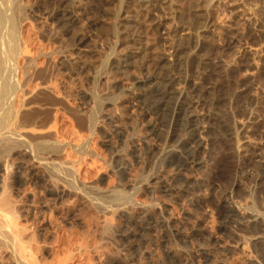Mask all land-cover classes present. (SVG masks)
<instances>
[{"label": "rangeland", "instance_id": "rangeland-1", "mask_svg": "<svg viewBox=\"0 0 264 264\" xmlns=\"http://www.w3.org/2000/svg\"><path fill=\"white\" fill-rule=\"evenodd\" d=\"M64 1L67 0H17V3H20L21 5H19L24 7L23 9L26 10H24V12H26V15H24L25 19L21 18L20 21V24L22 25V27L20 25V29H22L21 35L24 36V38L27 37L26 40L29 41L31 53L33 52V55L30 53L32 57L30 54L29 56L34 62L37 61L36 64L39 66L38 67L36 64H32L33 67L29 65L32 67L31 69L27 68L29 69L28 71H34L36 76L39 75L37 77L38 79L35 78L39 84L34 80L33 83H36L34 85L35 88L33 84V88L31 87L35 91V94H32L31 99L34 95V100L36 102L34 100L32 101L35 103L36 107H34L32 111L30 110L33 114L28 111L30 108H25L27 109L25 110L27 112H22H25L23 114H28L24 115V121H26V118H29L30 114H32L31 117L35 120H31L32 118L30 117L29 119L27 118V120H31V122L29 121L25 123H33V121L34 123L36 122V124L33 125L37 127V131L40 129V137L37 131V133H33L31 131L33 134H37L36 137L32 135L31 132H26L25 134L28 135L27 133H29L30 136L28 135L27 137L24 135V138H26L27 143L29 142V145L32 146L33 144L34 146L35 144L37 145V142H40L39 138L41 141H44L43 139L46 138L44 136L50 134L46 140L49 142L50 140H56L57 143L55 142L54 144H59V146L62 145L63 147L61 146V149L64 148L61 152H64L63 157L68 160L73 158L74 160L72 159V162L76 163L77 161L76 164L79 165V168L78 166L76 167V164H74V167L71 161L64 159L63 163L66 161H68L69 164L70 162L72 163L70 164L73 167L71 170V166L69 164L62 163V165L60 164L62 161L55 162V160L53 163H57L58 165H53L52 170H50L47 168L50 166L49 164H51L50 168L52 167V162L42 165L36 162L34 164L39 165V168L38 171L36 170L37 172L34 170L35 173L32 172L31 169L27 170L25 167H22L23 170L25 169L27 171L24 173L25 176L23 180L25 181L19 188H17V183L12 177H9L11 179H8V181L11 180L9 183L11 188L9 187V190L12 189V193L9 191V194L11 193L12 196L15 194L14 196H16V198L18 196L22 199L18 198L21 202L25 200V203H23L26 204V207L28 208V215H26L28 218L25 217L24 222L27 221L25 225L28 226V231L33 236V242H36L37 240L36 243L34 242V249L36 250L38 248L36 251V255L39 257L38 264H42V262L43 264H55L57 260L59 263L60 260L64 258L66 259L68 254L69 256L74 254V262L72 263V258L68 257L71 261L67 258L65 261L66 264L68 261V264H77L78 262L80 263V261L82 262L80 264H87V261L90 262V260L91 264H129L130 257L136 259V264H184L185 262H190L191 264H209L210 261L208 255H206V250L208 248L215 250L216 255L219 256L215 257V260L213 261L214 264H263L264 230L262 228L260 229L261 226L260 224H257V220H254L253 222L252 219L258 218V220H264V0H211L209 7H207V5L205 6L208 13L210 12L209 16H212L208 19H211V25H209L208 31L203 29V25L206 21L205 16L208 17V13L206 14V11H204L205 8L203 7H200L202 8L200 13L195 12V5L197 3L195 0H173L175 3H172L171 8H176L178 12L177 10L174 12L172 9L160 7L161 4L149 12L142 11L134 4L133 0H122L121 4L124 2L123 5L116 1V4H114V2L112 5L110 4V6L103 5L101 0H68L67 2H73V10L74 12L76 11L74 13L75 22H73V27L74 29L76 28L75 30L77 36L80 34L82 36L84 33V36L86 37L84 44L78 43L77 39L74 40V42H71V35L69 32L60 31L61 33L59 35H56V33L53 32L56 30V24L52 23L47 11L53 9L57 4ZM164 1L168 0H160L159 2ZM126 8L129 10L126 13L128 14L127 22L129 21L127 24L129 25H126V28L124 26L119 27L118 31L114 28L118 27L117 12L121 14V17H123L125 14L122 15V12ZM9 12L11 13V10H9ZM196 13L198 15L201 14V16H198ZM142 15H145L146 17ZM157 22L160 24L159 26H157ZM178 24L183 25L187 29L184 30V32H174V30L178 27ZM130 27L131 29L128 30ZM137 28L138 30L141 29V31L144 29V32L142 33L144 36H148V40H150V42L155 39L152 41V45H156L154 47H157L156 51L160 52L158 54L166 58L165 62H167V65L168 63L172 65L171 61L167 60L171 57L169 55L171 51V44L178 37L180 38L185 31H189L194 36L197 35L196 37L203 34L205 36L202 38V40H204V47L197 50L195 47L196 43L192 42L184 53L185 58L188 59H186V64H184L181 68L179 67L180 69L176 68L175 70L177 75H181L182 73L188 78L186 79V82L181 80L175 82L174 88L176 86L177 94L172 100L171 110L169 111L163 112L160 109L155 108L150 103H136L135 97L138 92L137 80L144 73V69L141 67V64H139V66L136 63V65L134 64L135 66H131L129 68V72L125 74V76L120 75L119 72L112 69L120 58H124V55L127 54V45H129L128 43L130 42V35L128 34L137 30ZM168 29L169 32H173L170 34L169 32L164 33L167 32ZM50 30L52 33L49 32ZM53 33L56 36H54ZM29 37L30 40L28 39ZM151 37L155 38L152 39ZM35 49L37 51H35ZM87 49L89 50L86 51ZM93 49L96 50L92 51ZM35 54L36 56L37 54L39 56L35 58ZM199 54L205 56L208 55V59L205 60L206 63L204 65L202 64L203 67H201L197 72L196 64L200 59L199 57L202 56ZM253 60L256 64L255 62L252 63ZM22 62L23 60L20 64H22ZM23 64L25 65V62H23ZM78 64H84L85 67L82 65V68L84 67L83 69L78 68ZM35 65L37 67H34ZM255 65H258L260 68ZM18 73V76L21 78L22 75H20V71ZM31 74L33 76V73ZM36 76L34 75V77ZM107 80H111L109 81L112 82L110 83L111 86L107 84L109 83ZM45 81L48 85L50 84L49 82H51V89L44 90L45 93L43 91L41 92L40 89V93L39 91L36 92L38 86L41 88V85L43 86V84H46ZM36 85L38 86L36 87ZM110 87H113L111 88L112 90ZM53 88H56L60 93ZM98 88L101 93L97 91ZM106 88L109 89L107 90ZM194 88L198 91L196 98L200 94L201 96L199 95V98H202L200 100L206 107H203L204 104H201L200 101L192 102V105L190 104L191 106H188V104L184 106L195 111L197 116L194 117L196 120H194L193 123L195 122V124H198V130L199 132H202V135H208L207 137L209 138H211V136L212 138H216L215 136L220 135L218 136L219 139L217 138V142L215 141V148L212 152L209 153V151H206L208 149H202V153H200L206 161L207 158L209 159L207 161V168L205 167L203 168L204 170L202 169L203 171L200 170L196 173V177L198 175L197 180L200 185L196 186L197 195H195L196 197L194 196V200H191L189 197H182L181 199L174 196L165 197L162 196L164 193L161 191L160 193L158 192V194H154L151 192L152 189L149 185L154 181V176L157 175V173H160V170L167 169L166 172L168 171V173H166V176L169 175L167 176L169 179L168 181H170V183L175 182L173 180L175 174L174 170L167 165L165 166L163 160H165V157L171 151L173 152V149L175 148L174 146L177 145V141H174L177 136L172 133H180L179 136L182 135L183 137L185 135L179 130L172 132L175 128V111L179 102L183 101L187 97L185 96L188 95L187 92ZM51 90L52 92L50 93L49 91ZM87 90H89V93H87ZM90 92H95L93 93V96L98 92L97 96L95 95V99L100 98L101 94L107 96L113 92L115 97L110 94L113 96V105H115L114 102L118 101L119 104L116 103V105L118 104L117 107L119 108L114 110L115 107L110 104L112 103V96L109 95L111 98L108 96L105 97L104 101L106 103L100 99L101 102L106 104L105 105L103 103L107 106L106 108L99 101V99L96 100V103H98L99 106L100 104L103 105L102 109L99 107L101 109L100 110L97 107L98 104L96 105L93 103V100L90 97L92 94H90ZM36 93L40 96H37ZM108 98L110 99V102ZM14 99L15 100H12L14 105L10 111L12 114H9L11 116L14 115L15 117V113L18 112V110L21 111V102L18 101L16 97ZM17 104L19 105L18 108L16 107L18 106ZM94 104L95 107H93V109H96L97 107L96 111L93 110L95 111V115L98 111L96 116L98 120L95 119L98 123L95 121V127L90 121V116L92 115L91 113H93L91 105L94 106ZM119 105H122V107ZM104 108L106 110L108 108L110 109H108V111L104 110V113ZM218 108H223V110L225 109L227 111L229 110L228 117H219L218 114L216 115L215 111H217ZM14 109L17 111L15 112ZM111 110L112 112L114 111L113 113H115V111L117 112L115 113L116 117L114 114L110 116L115 117L114 120L117 125L116 128H119L121 132L119 134L114 133L113 130L111 131V129L115 127L109 123V119L112 118L106 114L109 112L112 113ZM100 112L102 114H99ZM101 115L105 119L101 117ZM150 115L153 116L154 122L157 123L156 128L158 127V133L155 132L154 134L153 131L151 132L150 130V126L147 123ZM11 116L8 118L10 119ZM35 116L37 118H34ZM102 119L104 120L102 121ZM100 122L102 123L100 124ZM243 123L246 126L247 132L245 134L247 137H244L243 135L245 132L242 125ZM42 128L45 130L46 135H44L45 132H41ZM42 134L44 135L43 137H41ZM205 135L204 137L206 138ZM33 136L39 141L35 140V143L33 141ZM31 137H33L32 140ZM6 143L5 145L3 144L4 146L1 144L0 148H8L10 143L8 145H6ZM49 144H47V146L49 145L48 147H45L48 149V152L47 149H41L38 151V156L40 155V158L45 159L49 157L47 154L49 153V147H53L52 142ZM10 147L12 146H9V152ZM7 148L6 150L1 148L3 153L0 149L2 153L1 158H4L3 156L7 155H3L8 151ZM81 149L84 150L81 151ZM42 151L46 153H42ZM51 151L49 155L51 154ZM64 154L66 155L64 156ZM125 157L126 159H124ZM5 158H9V156H5ZM12 160L11 158L10 161L8 159L10 164L12 163ZM161 164H163V166ZM44 165H48L47 168H45ZM64 165H69L67 168L70 170H65L67 172L61 170L64 169ZM77 168L78 172L76 170ZM53 169L54 171L56 170L59 172L60 178L57 182V179H54V175L57 172L55 171L54 174ZM71 172L74 175L77 174L80 180L77 176H72ZM1 173H4L3 169L0 170V174ZM38 173L43 175L46 174L53 179L52 181L50 180V182H45ZM79 173L81 174L79 175ZM124 174L126 176H124ZM5 176L7 175L5 174ZM56 176V178H58V173ZM70 176L72 177L69 180ZM131 176L134 177L132 179L133 183L131 182ZM65 177H68V181ZM73 177H76V180ZM72 178L74 182L77 181L75 184L73 180H71ZM54 181L60 187H65L68 182L72 187L67 185V188H74L75 191H79L78 193L81 191L80 194L92 193L96 195L97 193L96 191L94 193V190L99 187L98 190L100 191L101 189V195L97 194V197H102L103 194V197H107V194L105 195V193H108L110 190L112 191V189H110L111 187L113 188V191L118 189L119 192L122 193V196L119 195L116 199H119L118 202L115 200L117 203L122 202L121 198H127L128 200L131 198L136 200L138 199L140 201H144L145 203L150 201L152 202L153 200H156V198L158 200L163 199V201L160 200V203L163 202L162 205L166 206V208L168 207V209L174 210H169V212L174 215V218L179 220L183 219L185 224L184 226L186 227V225H188V228L189 226L190 228H195L196 225V230L193 233L191 232L192 234L190 235V238L186 240L187 242L181 239H179V241L178 239L174 241L175 244L177 242L175 247H179V249H181L179 250L177 248L180 252V260L177 262H170V256L168 255L166 249L170 241L165 235V231L163 229L148 230L149 233L148 231L147 233L149 236L147 233L144 236L141 231L140 232L143 234L142 237H140L141 233L138 234L139 231H134L135 235L131 237L123 235V233H126L124 232L126 227H132L134 225L135 227L133 226V229H136V227H140L141 223L138 224L136 220L135 222L132 221L129 223L124 218L119 217L115 211L112 213V207L117 204L116 202H113V200L111 201V199H109L113 194H115L113 191L108 193L109 201L106 200L107 198H103V201H105L104 203L108 204V207L112 205V211H110V209H106L108 212L103 210L99 213V215H97V213V219L99 218L97 222L95 219L96 211L88 208V210L92 211L94 214L92 212L89 213L86 207L80 206L78 198L75 200L76 197L73 195L67 196L68 198L66 197L64 202L57 203V200L51 197L50 193H47V189L51 187L50 184H53ZM62 182H64V184H62ZM83 184L85 185L84 187ZM89 184H91V186L94 185L95 187L98 185V187L94 188L92 192L91 188H89L91 187ZM131 184L134 185L132 186ZM77 186H80V189ZM82 187L84 189L86 188L85 192ZM77 188L79 190H77ZM16 193L18 195H16ZM109 194L111 195L109 196ZM100 200L102 201V199ZM164 200L169 201V203H166ZM182 200H184V202ZM188 200L189 202L192 201L190 202L191 206L189 205ZM45 201L46 203L44 204ZM59 204H61V206ZM51 205H55L54 208L52 206L53 209L51 208ZM62 206L64 207L61 209ZM186 207L187 209H185ZM61 211H64V213L60 214ZM68 211H70V213ZM175 211L178 212L176 213ZM91 213L92 216L94 215V219L91 217ZM66 214L68 215L66 216ZM61 215H64L63 218ZM72 215L74 216L73 218H71ZM113 215H115V218ZM104 216L109 217L106 218V220H102L105 219ZM64 217H68L69 221L65 220ZM85 217L88 219L92 218L97 223L92 219V221H90V219L86 220ZM107 219L109 221L108 225L106 223ZM115 219H117V221ZM100 220H102L101 223H99ZM85 221H87V223ZM104 221L106 224L102 223ZM90 222H94L96 227ZM110 222L112 223V228ZM88 223H90V226ZM97 224L99 229L106 225L107 227L105 226V228H103L104 230H100L103 232L106 231L107 233H100V230L97 228ZM100 224H102L101 227ZM69 225L71 227H69ZM82 226L84 227L80 228ZM91 227L93 228L92 232L94 235L90 232L92 230ZM66 228L71 230H67ZM258 230H261L259 231L260 233ZM65 231H70V233H68L69 236ZM100 234H103L104 238H102L103 235ZM61 235H65L64 237L66 239L71 238L72 242L74 240L73 243L75 244L82 241L81 243L85 244L84 247H87L88 249L87 251L85 250L84 253L86 252L85 255L90 258L83 255L84 253H81V256L80 253L75 250H72V252L69 251V253L62 251L61 247L57 246L59 245L57 242L58 238L62 237ZM83 235L86 240L83 238ZM97 235L100 237H97ZM178 242L180 244L179 246ZM37 243L39 245H36ZM261 244L263 247L261 246V248H259ZM88 245L92 248H88ZM100 245L103 247L101 248L103 251L100 249ZM206 246H208V248H206ZM124 251L128 254H130L129 252H132L131 255L128 256L129 258L124 255ZM78 254L79 259L81 260H78ZM63 255L64 257H62ZM132 255H134V257H132ZM222 257H225L224 259H226L224 262ZM154 258L155 260H153ZM84 259L87 263H84ZM220 259L222 260V263ZM141 260L144 262L146 260L147 261L144 263ZM9 262L11 261L8 260V262H6L5 260L4 264L12 263Z\"/></svg>", "mask_w": 264, "mask_h": 264}, {"label": "bare ground", "instance_id": "bare-ground-1", "mask_svg": "<svg viewBox=\"0 0 264 264\" xmlns=\"http://www.w3.org/2000/svg\"><path fill=\"white\" fill-rule=\"evenodd\" d=\"M19 1V0H18ZM68 1V0H67ZM67 1H64V2H60L59 4H57L53 9H51V10H49V11H47V13H48V16H49V18H51V20H52V23H54V24H56V30H54L53 32H55L56 33V35L58 34H60L61 32L60 31H65V32H69L70 33V41L72 42H74V40H76L77 39V42L78 43H81V44H84L85 43V41H86V37L84 36V33H83V35L81 36V34L79 35V36H77V34H76V28L74 29V27H73V22H75V18H74V13L76 12H74V10H73V7H72V5H73V2L71 1V2H67ZM102 1V3H103V5H106V6H110V4L112 5V3H114V4H116V1H118V3L120 2V4H121V2H122V0H101ZM160 0H133V2H134V4L136 5V6H138V8L140 9V10H142V11H147V12H149V11H151V10H153V9H155V8H157V6H159L160 4V7H163V8H168V9H172L171 8V6H172V3L174 2L173 0H168V1H164V2H159ZM195 2H197L196 3V5H195V12H197V13H200V10H202V8H200V7H203V8H205V6L207 5V7H209V5L211 4V0H195ZM124 3V2H123ZM123 3L121 4V5H123ZM175 3V2H174ZM20 4V3H19ZM18 3H17V0H0V146H1V144L3 145H5V143H6V145H8L9 143H10V145L12 146V147H10V152H9V146H8V148L7 147H5V148H3V147H1L2 149H5L6 150V148L8 149V151L7 152H9V153H4L3 155H5V154H7V155H5V156H9V158H5V156H3L4 158H1L2 156V153H3V151H2V149H1V151H2V153H1V151H0V170H2L3 169V171H4V173L2 174H0V264H4V261L6 260V262H8V260L9 261H11V262H9V263H11V264H38L39 263V261H38V258L39 257H37V255H36V251H37V249L35 250L34 248V244L37 242V240H36V242L34 243L33 242V236L29 233V231H28V226L27 225H25L26 224V222L27 221H25L24 222V218L25 217H27L26 215H28V208L26 207V204H24L25 202V200L24 201H20L19 199H21V198H19L18 196H17V198H16V196H12V189L11 190H9V187H10V185H9V183L11 182V180H9L8 181V179H11V178H9V177H12L13 178V180L17 183V188H19L23 183H24V181L25 180H23L24 179V173H25V171H27V170H29V169H31V171L32 172H34L35 173V171L37 170L38 171V168H39V165H36V164H34V163H38V164H40V165H42V164H48V163H51L52 162V167L50 168V166H51V164H49L50 166L47 168V166L46 165H44L45 166V168H47V169H50V170H52V168H53V165H56V164H54L53 163V161H55V162H57V161H62L60 164H62L63 163V161H64V159L66 160L67 158H65V157H63V153H61L62 152V150H64V148L63 149H61L62 147L61 146H59V144L57 145V144H54L55 142L57 143V141L55 140H50V142H52V146L53 147H49V153H50V151H51V149H52V151H51V154L49 155V153H47L48 154V158H45V159H42V158H40L39 156H38V151L39 150H41V149H47V148H45V147H48L50 144V142L48 141V140H46V138L48 137V135H50V134H48V135H46V132H45V130L42 128V130H41V132H45V134L44 135H46V136H44L43 134L41 135V137H46V138H42L44 141H41V139L39 138L40 137V129H38V131H37V127H35V125H33V124H36V122L34 123V121H33V123H25V122H31V120H35V119H33V117H31L32 116V109H34V107H36V105H35V103L32 101V100H34L35 98H34V95H33V98L31 99V97H32V94H35V91H34V89H32L33 88V86L36 84L35 82H37L38 83V81H36L35 80V78H37L38 76H36V74L34 73V71L32 72L31 70L30 71H28L29 69H31L33 66H32V64H36L37 63V61H36V59H35V61L36 62H34L33 61V59L32 58H30V56H29V54L31 53V49H30V44H29V41L28 40H26V38H24V36H22L21 35V30L22 29H20L21 27H22V25L20 24V21H21V18H23V19H25V16L24 15H26L25 13L26 12H24V10L25 9H23L24 7H21L20 5H19ZM113 4V5H114ZM119 5V4H118ZM180 5V4H179ZM7 6H8V8H7ZM13 6V7H12ZM117 6V5H116ZM126 6V5H125ZM120 7V6H119ZM123 7V6H122ZM177 7V6H176ZM107 9V8H106ZM207 8H205L204 9V11H206V14L208 13V11L206 10ZM9 10H11V13L9 12ZM115 10V9H114ZM174 12H175V10H177L176 8H173L172 9ZM26 11V10H25ZM121 11V10H120ZM129 10H128V8H126V9H124L123 10V12H122V15L123 14H125L123 17H121V14L119 13V12H117L118 13V15H117V19H118V27H114V28H116L118 31H119V27H121V26H126V25H129V24H127L128 22H127V16H128V14H126L127 12H128ZM10 14H9V13ZM177 12H178V10H177ZM194 12V13H195ZM73 13V14H72ZM171 13V12H170ZM196 13V14H197ZM210 13V12H209ZM209 13H208V17L207 16H205L206 18V21H205V23H204V27H203V29L204 30H209L208 28H209V25H211V23H210V20H208L209 19V17H212V16H209ZM120 14V15H119ZM198 15V14H197ZM200 16H201V14H199ZM198 15V16H199ZM203 15V14H202ZM22 16H24V17H22ZM142 16H144V17H146L145 15H142ZM143 18V17H142ZM126 19V20H125ZM145 19V18H144ZM143 19V20H144ZM130 20V19H129ZM146 20V19H145ZM148 21V20H147ZM139 22V21H138ZM149 22V21H148ZM200 22V21H199ZM202 22V21H201ZM142 23V22H141ZM150 23V22H149ZM158 23V22H157ZM139 24H140V22H139ZM146 24H147V22H146ZM212 24H213V22H212ZM20 25H21V27H20ZM116 25V24H115ZM160 24L158 23V25L157 26H159ZM114 26V25H113ZM112 26V27H113ZM123 27V28H124ZM127 27V26H126ZM125 27V28H126ZM142 27V26H141ZM146 27H147V25H146ZM149 27V26H148ZM113 28V29H114ZM145 28V27H144ZM168 28V27H167ZM166 28V29H167ZM170 28V27H169ZM176 28V27H175ZM44 29V28H43ZM43 29H42V31H43ZM115 29V30H116ZM131 29V27L128 29V30H130ZM153 29V28H152ZM187 28L186 27H184L183 25H179L178 24V27L174 30V32H177V31H183L184 32V30H186ZM202 29V30H203ZM46 30V29H45ZM112 30V29H111ZM144 30V29H143ZM141 31V29L140 30H138V28H137V30H134V31H132V32H130L128 35H130V42L128 43L129 45H127V48H128V52H127V54H125L124 55V58H120V60L117 62V64L116 65H114L113 66V68L112 69H115L117 72H119V74L120 75H124L125 76V74H127L128 72H129V68L131 67V66H135L136 65V63L139 65V64H141V67L144 69V73L141 75V77L140 78H138V80H137V90H138V92H137V95H136V97H135V101H136V103H140V104H143V103H145V104H152L155 108H157V109H160L161 111H163V112H165V111H169V110H171V104H172V100H173V98H174V96L177 94V91H176V86H175V88H174V84H175V82H177V81H179V80H181V81H184V82H186V79L188 78V77H186L185 75H183L182 73H181V75H177V73L175 72V70H176V68H181L182 66H184V64H186V61L188 60L187 58H185V56H184V53L186 52V49H188V46H190V44L192 43V42H195L196 44H195V47H196V49L198 50V49H200V48H202V47H204V40H202V38H203V36H204V34L203 35H198V37H196L197 35H193V34H191L189 31H185V33H183L181 36H180V38L178 37L175 41H173V43L171 44V47H170V49H171V51H170V58H168L167 60H169V61H171V64L172 65H170L169 63H168V65H167V62H165V60H166V58L164 57V56H162V55H159L158 53H160V52H157L156 51V48L157 47H154V46H156V45H152V41H154V40H151V42H150V40H148L149 38H148V36L147 35H145V36H147V37H145L144 35H143V33L142 32H144V31ZM147 30V29H146ZM113 31V30H112ZM45 32V31H44ZM49 32H51V30L49 31ZM72 32V33H71ZM114 32V31H113ZM117 32V31H116ZM169 32V29H168V31L167 32H164V33H168ZM171 32H173V31H170L169 32V34L171 33ZM52 33V32H51ZM146 33V32H145ZM144 33V34H145ZM178 33V32H177ZM182 33V32H181ZM180 33V34H181ZM54 34V33H53ZM55 34H54V36H56ZM167 35V34H166ZM207 35V34H206ZM205 37V36H204ZM152 39L153 38H155V37H151ZM29 40H30V37L28 38ZM62 39V38H61ZM207 39H208V37H207ZM193 40V41H192ZM68 41V40H67ZM191 41V42H190ZM30 42H32V41H30ZM156 42V41H155ZM76 44V43H75ZM155 44V43H154ZM211 44V43H210ZM33 48V47H32ZM89 49H87L86 51H88ZM96 50V49H95ZM94 49L92 50V51H95ZM159 50V49H158ZM35 51H37L36 49H35ZM91 51V50H90ZM89 51V52H90ZM121 52V51H120ZM188 52V51H187ZM197 52V51H196ZM94 53V52H93ZM124 53H125V51H124ZM199 53V52H198ZM32 55H33V52L31 53ZM30 54V55H31ZM39 54V53H38ZM37 54V56H39ZM117 54H119V53H117ZM205 54V53H204ZM254 54V53H253ZM32 55H31V57H32ZM94 55V54H93ZM187 55V54H186ZM200 55V54H199ZM202 55V54H201ZM200 55V56H201ZM36 56V54H35V58L37 57ZM198 56V55H197ZM203 56H205V55H202L201 57H199L200 59H199V61H197V64H196V67H197V72L199 71V69L201 68V67H203V65L206 63L205 62V60L206 59H208V55L207 56H205V57H203ZM34 57V56H33ZM122 57V56H121ZM119 59V58H118ZM187 59V60H186ZM23 60V62H25V65L23 64V62H22V64H20L21 63V61ZM25 60V61H24ZM107 60V59H106ZM102 61V60H101ZM105 62V61H104ZM140 62V63H139ZM255 61L253 60L252 61V63H254ZM86 63H88V62H86ZM103 63V62H102ZM106 63V62H105ZM81 64V63H80ZM80 64H78V68H82V65L84 66V64H82V65H80ZM100 64V63H99ZM135 64V65H134ZM203 64V65H202ZM255 64H256V62H255ZM22 65H24V66H22ZM27 65V66H26ZM32 66V67H30V66ZM37 65V64H36ZM34 66V67H37V66ZM104 65H106V64H104ZM175 65V66H174ZM252 65V64H251ZM259 65V64H258ZM258 65H255V66H258ZM140 66V65H139ZM39 67V66H38ZM85 67V66H84ZM83 67V68H84ZM106 67V66H105ZM104 67V68H105ZM259 67V66H258ZM27 68H29V69H27ZM48 68V67H47ZM77 68V67H76ZM77 68V69H78ZM82 68V69H83ZM87 68V67H86ZM179 68V69H180ZM260 68V67H259ZM34 69V68H33ZM32 69V70H33ZM36 69V68H35ZM111 69V70H112ZM205 69V68H204ZM203 69V70H204ZM20 71V75H22V77L20 78L19 76H18V72ZM48 71V70H47ZM99 71V70H98ZM108 71V70H107ZM146 71V72H145ZM33 73V76H32V74L31 73ZM41 72V71H40ZM105 72V71H104ZM109 72V71H108ZM89 73V72H88ZM102 73V72H101ZM107 73V72H106ZM202 73V72H201ZM47 74V73H46ZM81 74V73H80ZM98 74V73H97ZM109 74V73H108ZM251 74V73H250ZM34 75L36 76V77H34ZM42 75V74H41ZM51 75H52V73H51ZM105 75V74H104ZM48 76V75H47ZM46 76V77H47ZM85 76V75H84ZM102 77V76H101ZM52 78V77H51ZM96 78V77H95ZM110 78V77H109ZM203 78V77H202ZM252 78V77H251ZM38 79V78H37ZM89 79V78H88ZM105 79V78H104ZM108 79V78H107ZM112 79H114V78H112ZM35 80V82L33 83V81ZM46 80H48V79H46ZM50 81H52V80H50ZM108 82L109 81H111V80H107ZM113 81V80H112ZM42 82V81H41ZM40 82V83H41ZM46 82V81H45ZM53 82V81H52ZM43 83V82H42ZM50 84L48 85L47 84V82H46V84L44 85L43 84V86L41 85V88H39L40 86H38V85H36V87L38 86V89L36 90V92L37 91H39V89L41 90V92L43 91L44 93H45V91L44 90H50L51 89V86H52V84H51V82H49ZM54 83V82H53ZM110 83H112V82H109V83H107L108 85H110ZM115 83V82H114ZM196 83V82H195ZM194 83V84H195ZM32 84H33V86H32ZM39 84V83H38ZM51 85V86H50ZM99 85V84H98ZM114 85V84H113ZM107 86V85H106ZM111 86V85H110ZM195 86V85H194ZM32 87V88H31ZM56 87V86H55ZM97 87V86H96ZM105 87V86H104ZM34 88H35V86H34ZM87 88V87H86ZM100 88V87H99ZM99 88H98V90L97 91H99ZM111 88H113V87H110V89ZM53 89H56V88H53ZM71 89V88H70ZM104 89V88H103ZM107 89V88H106ZM109 89V88H108ZM107 89V90H108ZM198 89V88H197ZM57 90V89H56ZM73 90V89H72ZM71 90V91H72ZM76 91H78L77 89H75ZM86 90V89H85ZM90 90V89H89ZM89 90H87L86 92L87 93H89ZM92 90V89H91ZM112 90V89H111ZM33 91H34V93H33ZM58 91V90H57ZM84 91V90H83ZM95 91V90H94ZM104 91V90H103ZM187 91V90H186ZM48 92V91H47ZM46 92V93H47ZM50 93L52 92V90L51 91H49ZM59 92V91H58ZM82 92V91H81ZM85 92V91H84ZM100 92V91H99ZM105 92V91H104ZM104 92H103V94H104ZM111 92V91H110ZM197 92V93H196ZM39 93H40V91H39ZM57 93V92H56ZM60 93V92H59ZM59 93H57V94H59ZM78 93H80V92H78ZM93 93H95V92H90V94H92V95H90V97L92 98V100H93V103H95L96 105L98 104V103H96L97 101L96 100H98L99 99V101H100V99H101V101L103 100H105V97H109V98H111L110 96H112L114 93L112 92V93H110V94H112V95H107V96H105V95H98L100 98H98V99H95V95L97 96V93L93 96ZM101 93V92H100ZM188 95H185V96H187L183 101H181V102H179V105H178V107H177V109H176V111H175V117H176V121H175V128H174V130L172 131V132H175V130L176 131H180V132H182V134L184 133L185 135H184V137L182 136H179L180 135V133L178 134V133H172L173 135H175V136H177L176 138H175V140L174 141H177V145L176 146H174L175 148L173 149V152L171 151L166 157H165V160H163V163L165 164V166L167 165V166H169L170 168H172L173 170H174V177H173V180L175 181L174 183H170V181H168L169 179L167 178V176H169V175H167L166 176V173H168V171L166 172V170H160L159 172L160 173H157V175H155L154 176V178H153V182L149 185L150 187H151V192L152 193H154V194H158V192L160 193V191L161 192H163L164 193V195L162 194V196H174V197H176V198H179V199H181L182 197L184 198V197H189L191 200H194V196L195 195H197V193H196V186L197 185H200L199 184V182H198V180H197V177H198V175H197V177H196V173L198 172V171H200V170H202L203 168H205L206 166H207V164H208V159L209 158H207V161H206V159H204V157H202L201 155H200V153H202V149H208V150H206V151H209V153L210 152H212L213 151V149L215 148V141L217 142V138H218V136H220V135H218V136H215L216 138H212V136H211V138H209V137H207L208 135H205L206 136V138L204 137V135H202V132H199V128H198V124H195V122L193 123V121L194 120H196V119H194V117L195 116H197L196 115V113H195V111L193 110V109H190L188 106H191L192 104V102H196V101H200L201 102V104L203 103L200 99H202V98H199V95H198V97L196 98V96H197V94H198V91L194 88V89H191V90H189L188 92ZM37 94V93H36ZM43 94V93H42ZM62 94V93H61ZM75 94H76V92H75ZM84 94V93H83ZM117 94V93H116ZM182 94V93H181ZM36 96V95H35ZM37 96H40V95H38L37 94ZM36 96V97H37ZM44 96V95H43ZM49 96V95H48ZM84 96V95H83ZM104 98H103V97ZM114 96V95H113ZM113 96H112V98H111V102L112 103H110L111 105H113ZM119 96V95H118ZM117 96V97H118ZM184 96V95H183ZM201 96V95H200ZM17 98V100L18 101H20L21 103H20V110L21 111H19L18 110V112H16L17 110H15V117H14V115H10V114H12L10 111L12 110V106L14 105V102H12V100H15L14 98ZM61 97V96H60ZM85 97H87V96H85ZM115 97V96H114ZM117 97H116V100H117ZM63 98V97H62ZM97 98V97H96ZM103 98V99H102ZM108 98V100H109V102H110V99ZM196 98V99H195ZM89 99V98H88ZM40 100V99H39ZM38 100V101H39ZM91 100V101H92ZM94 100H95V102H94ZM107 100V99H106ZM113 100V101H112ZM35 101V100H34ZM41 101V100H40ZM100 101V102H101ZM36 102V101H35ZM105 102V101H104ZM104 102H101L102 104L104 103ZM108 102V101H107ZM19 103V102H18ZM106 103V102H105ZM104 103V104H105ZM115 103V105H116V103H118V101L117 102H114ZM136 103H134V104H136ZM207 103V102H206ZM209 103V102H208ZM212 103V102H211ZM218 103V102H217ZM41 104H42V102H41ZM45 104V103H44ZM95 104H94V106H92L91 105V107H92V112L93 113H91L92 115L89 117L91 120V122H92V124H93V126L95 127L96 126V123H95V121L96 120H98L97 118H96V116H97V113H98V111H97V113H96V115H95V111H96V109H97V107L99 108V107H101V109L103 108V105H101L100 104V106H99V104L97 105V107H96V109L94 108L93 109V107H95ZM119 104V103H118ZM117 104V105H118ZM186 104H188V108H186V106H184V105H186ZM191 104V105H190ZM204 104V103H203ZM214 104V103H213ZM220 104V103H219ZM18 105V104H17ZM38 105V104H37ZM106 105V104H105ZM104 105V106H105ZM115 105H113V107H115L114 108V110L116 109H118L119 107H117V105L115 106ZM40 106V105H39ZM42 106V105H41ZM120 106V105H119ZM17 108L19 107V105L18 106H16ZM38 107V106H37ZM107 106H105V108H106ZM120 107H122V105L120 106ZM194 107V106H193ZM192 107V108H193ZM203 107H206L205 106V104H204V106ZM16 108V109H17ZM25 108H30L28 111H30L32 114H30V116H29V118L31 117L32 119L31 120H27V118H26V121H24L25 119H23V117H24V115H28V114H23V113H25V112H27V111H25V110H27V109H25ZM49 108V107H48ZM103 109V112L105 113V111H108V109H110V108H108L107 110L106 109ZM100 109V108H99ZM100 109V110H101ZM229 109V108H228ZM13 110V111H14ZM43 110V109H42ZM91 110V109H90ZM93 110H95V111H93ZM99 110V111H100ZM105 110V111H104ZM112 110H113V108H112ZM112 110H111V112H112ZM22 111H25V112H22ZM35 111V110H34ZM119 111V110H118ZM229 111V110H228ZM227 110H223V108L221 109V108H218V110L217 111H215V113H216V115L218 114L219 115V117H221V116H223V117H225V116H227L228 117V115H229V112H228ZM22 112V113H21ZM87 112V111H86ZM102 112V111H101ZM99 113V114H102V113ZM114 112V111H113ZM106 113L110 118H112V119H109L110 121H109V123H111L112 125H113V127H115V128H112L111 129V131L113 130V132L114 133H117V134H119V133H121L120 132V130H119V128L117 129L116 127H117V125L115 124V120H114V118L116 117L115 115V113H117L116 111H115V113ZM152 112V111H151ZM10 113V114H9ZM41 113V112H40ZM85 113V112H84ZM153 113V112H152ZM14 114V113H13ZM36 114V113H35ZM89 114V113H88ZM112 114H114V116L115 117H112V116H110V115H112ZM231 114V113H230ZM11 116V118L9 119L8 117H10ZM85 115V114H84ZM106 116V115H105ZM101 117H103L102 115H101ZM232 117V116H231ZM25 118V117H24ZM28 118V119H29ZM34 118H37L36 116L34 117ZM87 118V117H86ZM104 118V117H103ZM108 118V117H107ZM9 119V120H8ZM96 119V120H95ZM105 119V118H104ZM104 119H102V121L104 120ZM89 121V120H88ZM100 121H101V119H100ZM97 123H98V121H96ZM105 122V121H104ZM102 122H100V124H101ZM147 123H148V125L150 126V130H151V132L153 131V133L155 134V132H157L158 133V127L156 128V126H157V123L156 122H154V120H153V116H149V118H148V120H147ZM39 124V123H38ZM108 124V123H107ZM40 125V124H39ZM98 125V124H97ZM106 125V124H105ZM243 125V129L245 130V132L243 133V135H244V137H247L246 136V132H247V130H246V126L244 125V123L242 124ZM37 126V125H36ZM103 126V125H102ZM101 126V127H102ZM41 127V126H40ZM39 128V127H38ZM231 128H232V126H231ZM48 129V128H47ZM104 129V128H103ZM109 129V128H108ZM44 130V131H43ZM49 130V129H48ZM47 130V131H48ZM51 130V129H50ZM93 130V129H92ZM33 133H35L36 131L39 133L38 135H39V140H40V142H37V145L35 144L36 142H35V137H36V135L35 134H33ZM107 131V130H106ZM26 132H31V134L32 135H34L33 137H34V144L36 145H34L33 146V144L32 143H30V144H32V146L31 145H29L28 143H27V141H26V138H24L25 136H27L28 137V135H29V133H27L28 135H26L25 133ZM36 132V133H37ZM48 132H50V131H48ZM110 132V131H109ZM51 133V132H50ZM105 133V132H104ZM25 135V136H24ZM221 135H223V134H221ZM231 135H232V133H231ZM30 136V135H29ZM33 137H31V140L33 139ZM223 137V136H222ZM227 137H229V136H227ZM52 138V137H51ZM23 139H25V140H23ZM53 139V138H52ZM151 139V138H150ZM219 139V138H218ZM246 139V138H245ZM22 141V143L20 144V142ZM38 140V139H37ZM36 140V141H37ZM38 140V141H39ZM46 140V141H45ZM18 141H19V143H18ZM25 141V142H24ZM54 141V142H53ZM24 142V143H23ZM30 142H32V141H30ZM47 142H49V143H47ZM87 142V141H86ZM18 144V145H17ZM47 144H49L48 146H47ZM3 145V146H4ZM15 147H14V146ZM17 145V146H16ZM85 145H87V144H85ZM51 146V145H50ZM80 147V146H79ZM51 148V149H50ZM60 148V149H59ZM81 148V147H80ZM85 149V148H84ZM84 149H81V151L82 150H84ZM86 150V149H85ZM5 152V151H4ZM47 152H48V149H47ZM40 153V152H39ZM42 153H46V152H43L42 151ZM204 153V152H203ZM206 153V152H205ZM207 154H208V152H207ZM45 155V154H44ZM66 154H64V156H65ZM203 155H205V154H203ZM210 155V154H209ZM10 156H12V157H10ZM46 156V155H45ZM42 157V156H41ZM47 157V156H46ZM206 157V156H205ZM10 158H11V160L12 159H14V160H12L11 162V164H10ZM53 158V159H52ZM74 158H76V157H74ZM122 158V157H121ZM4 159V160H3ZM8 159H9V161H8ZM72 159L73 158H71V160L69 159H67L68 161H71L72 162ZM119 159V158H118ZM124 159H126V157L124 158ZM74 160V159H73ZM127 160H128V158H127ZM32 161H33V163H32ZM68 161H66V162H64V163H66V164H69V162ZM76 161V160H75ZM119 161H120V159H119ZM124 161H126V160H124ZM129 161V160H128ZM127 161V162H128ZM68 162V163H67ZM70 162V164H72ZM121 162V161H120ZM59 163V162H58ZM63 163V164H64ZM76 163H77V161H76ZM76 163H73V165L74 164H76ZM126 163V162H125ZM62 164V165H63ZM65 164V165H66ZM69 164V165H70ZM80 164H81V162H80ZM58 165V164H57ZM61 165V167L63 168V166ZM64 165V169H61V170H64V172H67V171H69L70 169H68L67 167L69 166H65ZM162 166H163V164H161ZM43 166V167H44ZM71 166V170H72V165H70ZM78 166V168H79V165L78 164H76V167ZM124 166V165H123ZM162 166H161V169H162ZM25 167V169H27V170H23V168ZM55 167V166H54ZM58 167V166H57ZM74 167H75V165H74ZM14 168H15V171H14ZM21 168H22V170H21ZM65 168H67V169H65ZM70 168V167H69ZM78 168L76 169L77 170V172H78ZM123 168V167H122ZM207 168V167H206ZM47 169H46V171H47ZM54 169H58V168H54ZM54 169H53V171H54ZM165 169V168H164ZM12 170V171H11ZM35 170V171H34ZM45 170V169H44ZM65 170H67V171H65ZM123 170V169H122ZM204 170V169H203ZM202 170V171H203ZM36 171V172H37ZM45 171V172H46ZM49 171V170H48ZM56 171V170H55ZM55 171H54V174H55ZM44 172V171H43ZM52 172V171H51ZM57 172V171H56ZM63 172V171H62ZM73 172V171H72ZM71 172V174H72V176H77V174H73ZM75 172V171H74ZM76 172V173H77ZM79 172H81V171H79ZM127 172V171H126ZM170 172V171H169ZM47 173V172H46ZM57 173H58V178H56L57 176ZM55 175L53 174V173H51L52 175H54V179H57L56 180V182L59 180V172H57ZM5 174L7 175V176H5ZM38 174H40V173H38ZM49 174V173H48ZM50 174V175H51ZM63 174V173H62ZM61 174V175H62ZM81 173H79V175H80ZM129 174V173H128ZM171 174V173H170ZM68 175H70V174H68ZM131 175H132V173H131ZM40 176L43 178V180L45 181V182H50V180L52 181V179H51V177L50 176H48V175H43V174H40ZM66 176V175H65ZM72 176H70L69 177V180H70V178L72 177ZM124 176H126L125 174H124ZM136 176V175H135ZM79 176H77V178H78ZM132 177V176H131ZM26 178V177H25ZM66 178V177H65ZM68 178V177H67ZM67 178H66V180H67ZM74 178V177H73ZM73 178L71 179V180H73ZM76 178V177H75ZM74 178V179H75ZM130 178V177H129ZM134 177H132L131 178V182L133 181L132 179H133ZM137 178V177H136ZM171 178V177H170ZM62 179V178H61ZM79 179V178H78ZM77 179V180H78ZM76 180V179H75ZM80 180V179H79ZM136 180V179H135ZM134 180V181H135ZM172 180V179H171ZM68 181V180H67ZM67 181H65V182H67ZM121 181V180H120ZM130 181V180H129ZM71 182V181H70ZM73 182H74V180H73ZM77 182V181H76ZM76 182H74V184L76 183ZM98 182V181H97ZM51 183H53V182H51ZM54 183H55V181H54ZM50 184L51 185V187H49L48 189H47V193H50V195H51V197H53L55 200H57V203L59 202H64V200L66 199V197L67 196H70V195H73L74 197H76V199L75 200H77V198H78V200H79V204H80V206L81 207H86V209L88 210V208H90V209H94L93 211H96V213H95V216H96V221L97 220H99V218L97 219V215H99V213H101V211H103V210H106V209H110V211H112L111 210V207H112V205L110 206V207H108V204H105L104 202L105 201H103V198L105 197H103V195H102V197L100 196V197H97V194L99 195L100 194V191H101V189H100V191L98 190V185L96 186V187H98V188H96L94 185H95V183H94V185H92L91 186V184H89V186H91V187H89V188H91V191L93 192V190H94V188H96L95 190H94V193H95V191H96V195L95 194H85L84 192H85V189L83 188L85 185V183L83 184V190H84V194H80L81 193V191H80V193H78L79 191H75V189L74 188H70V187H72V186H70L69 185V183L67 182V184L65 185V187L64 186H62V187H60V186H58L56 183L55 184ZM60 183V182H59ZM92 183V182H91ZM133 183V182H132ZM62 184H64V182H62ZM62 184H60V185H62ZM93 184V183H92ZM118 184V183H117ZM67 185H69L70 187L69 188H67L68 186ZM72 185H73V183H72ZM87 185V184H86ZM119 185V184H118ZM132 185V184H131ZM134 185V184H133ZM132 185V186H133ZM14 186V185H13ZM12 186V187H13ZM115 186H117V185H115ZM148 186V185H147ZM78 187V186H77ZM80 187V186H79ZM78 187V188H79ZM87 187V186H86ZM92 187H93V189H92ZM135 187V186H134ZM133 187V188H134ZM11 188V187H10ZM14 188V187H13ZM77 188V190H79ZM136 188V187H135ZM149 188V187H148ZM88 189V188H87ZM104 189V188H103ZM110 189H112V191H113V188L111 187ZM114 189H115V187H114ZM150 189V188H149ZM82 190V189H81ZM9 191L11 192L10 194H9ZM89 191V190H88ZM105 191V190H104ZM111 191V190H110ZM110 191L108 192V193H110ZM111 191V192H112ZM103 192V191H102ZM101 192V193H102ZM90 193V192H89ZM108 193H105V195L107 194V197H105L104 199H106L107 201H109L108 200ZM113 193H115V194H113L109 199H111V201L113 200V202H118L119 201V199L118 200H116L118 197H119V195L120 196H122V193L121 192H119V190L117 189V190H114L113 191ZM149 193H150V191H149ZM16 195H18L17 193H16ZM101 195V194H100ZM111 194H109V196H110ZM161 196V195H160ZM16 199H15V198ZM124 197V196H123ZM150 197H152V196H150ZM173 197V198H174ZM196 197V196H195ZM19 198V199H18ZM68 198V197H67ZM73 198V197H72ZM121 198V197H120ZM48 199V198H47ZM52 199V198H51ZM100 199H102V201L100 200ZM160 199V198H159ZM22 200V199H21ZM54 200V201H55ZM116 200V201H115ZM121 200H122V202H121ZM121 200H120V202L121 203H117L116 204V206H114V207H112L113 208V212L112 213H114V211H115V213H117L118 215H119V217H121V218H124L127 222H135V220H136V222L138 223V224H140V227L138 228V227H136V229H133L134 227L132 226V227H130V226H128V227H126V229H125V231L124 232H126V233H123V235H125V236H128V237H131V236H134L135 235V232H137V231H139L138 232V234H140L141 232H143V234H144V236H145V234L147 233V231L148 230H158V229H163L164 231H165V235L168 237V239H169V245L166 247V249H167V253H168V255L170 256L169 258H170V262L172 261V262H177V261H179L180 260V252H179V250H181V249H179V247H177L179 250H177V248L175 247V245L177 244V242H176V244L174 243V241L175 240H177L178 239V241H179V239H181V240H183V241H185V242H187L186 240L188 239V238H190V235L196 230V225H195V228L193 227H191L190 228V226H189V228L187 227L188 225H186V227L184 226L185 224H184V221H183V219L182 220H179V219H176V218H174V215H172V213L171 212H169V210L170 211H174V210H172V209H168V207L166 208V206H164V205H162V201H163V199H160V200H162L161 202L162 203H160V200H158L157 198H156V200H153L152 202L150 201V202H144V201H140V200H136V199H130V200H128L127 198L126 199H122L121 198ZM142 200V199H141ZM168 200V199H167ZM172 200V199H171ZM185 200V199H184ZM184 200H182L183 202H184ZM53 201V202H54ZM67 201V200H66ZM148 201V200H147ZM164 201H166V200H164ZM24 202V203H23ZM169 203V201H166V203ZM188 202H189V200H188ZM190 202H192V201H190ZM190 202H189V205H190ZM46 203V201L44 202V204ZM171 203V202H170ZM53 204V203H52ZM54 204H55V202H54ZM78 204V205H79ZM114 204V203H113ZM164 204H165V202H164ZM188 204V203H187ZM50 205V204H49ZM49 205H47V206H49ZM60 206H61V204H59ZM63 205V204H62ZM65 205H66V203H65ZM52 206L53 205H51V208H52ZM55 206V205H54ZM54 206H53V208H54ZM67 206V205H66ZM181 206V205H180ZM191 206V205H190ZM64 206H62L61 207V209L63 208ZM69 207V206H68ZM68 207H66V208H68ZM183 207H185V206H183ZM182 207V208H183ZM188 207V206H187ZM187 207L185 208V209H187ZM44 208H45V206H44ZM50 208V207H49ZM50 208V209H51ZM52 208V209H53ZM70 208V207H69ZM80 208V207H79ZM173 208V207H172ZM181 208V209H182ZM71 209V208H70ZM78 209V208H77ZM184 209V208H183ZM182 209V210H183ZM30 210H32V209H30ZM29 210V211H30ZM83 210V209H82ZM85 210V209H84ZM180 210V209H179ZM189 210V209H188ZM187 210V211H188ZM41 211H43V210H41ZM67 211V210H66ZM81 211V210H80ZM79 211V212H80ZM89 211V210H88ZM107 212H108V210H106ZM69 213H70V211H68ZM71 212H72V210H71ZM78 212V213H79ZM83 212V211H82ZM90 212H92V211H89V213ZM106 212V213H107ZM176 212V211H175ZM178 212V211H177ZM176 212V213H177ZM186 212V211H185ZM189 212V211H188ZM61 213H64V211L62 212H60V214ZM81 213V212H80ZM93 213V212H92ZM92 213L90 214L91 215V217L93 218V216H92ZM98 213V214H97ZM105 213V214H106ZM110 213V212H109ZM174 213V212H173ZM88 214V213H87ZM86 214V215H87ZM94 214V213H93ZM97 214V215H96ZM103 214V213H102ZM179 214H180V212H179ZM179 214H178V216H179ZM189 214V213H188ZM29 215H30V213H29ZM68 214H66V216H67ZM70 215V214H69ZM74 215V214H73ZM72 215V217L71 218H73L74 216ZM101 215V214H100ZM110 215V214H109ZM226 215V214H225ZM64 216V215H63ZM63 216L61 215V217L63 218ZM75 216H76V214H75ZM115 215H113V217H114ZM176 216V215H175ZM60 217V218H61ZM81 217V216H80ZM83 217H84V215H83ZM99 217V216H98ZM103 217V216H102ZM109 217V216H108ZM108 217H105L104 216V218L105 219H102V220H106V218H108ZM112 217V216H111ZM186 217H188V216H186ZM185 217V218H186ZM227 217H228V215H227ZM226 217V218H227ZM28 218V217H27ZM26 218V219H27ZM86 218V217H85ZM85 218H83V219H85ZM91 218V219H92ZM100 218H101V216H100ZM115 218V217H114ZM117 218V217H116ZM120 218V219H121ZM182 218V217H181ZM184 218V219H185ZM64 219L65 220H68L69 218L68 217H64ZM90 219V218H89ZM88 218H86V220H89ZM90 219V221H92ZM187 219V218H186ZM260 219V218H259ZM80 220V219H79ZM102 220H100V222L99 223H101V221ZM110 220V219H109ZM112 220V219H111ZM116 221H117V219H115ZM253 220V222H254V220H257V224H260V229L262 228L263 230H264V220H258V218H255V219H252ZM69 221V220H68ZM68 221H67V223H68ZM70 221H71V219H70ZM83 221V220H82ZM94 222H96L95 220H93ZM237 221V220H236ZM66 222V221H65ZM72 222H74V221H72ZM84 222V221H83ZM86 223H87V221H85ZM89 222V221H88ZM94 222H90V223H93L94 224ZM98 222V221H97ZM96 222V223H97ZM108 219H107V221H106V223H107V225H108ZM187 222V221H186ZM185 222V223H186ZM225 222V221H224ZM223 222V223H224ZM81 223V222H80ZM90 223H88V225L90 224ZM98 223V224H99ZM102 223H104V224H106L105 223V221L104 222H102ZM111 223V222H110ZM98 224H97V228H98ZM103 224V225H104ZM84 225V224H83ZM87 225V226H88ZM95 225V224H94ZM101 225L102 224H100V227H101ZM110 225V224H109ZM223 225V224H222ZM81 226V225H80ZM90 226V225H89ZM89 226H88V229L90 230V228H89ZM106 226V225H105ZM105 226H103V228H105ZM257 226V225H256ZM69 227H71L70 225H69ZM84 226H82V227H80V228H83ZM95 227H96V225H95ZM107 227V226H106ZM92 228V227H91ZM103 228H100L101 230H104ZM111 228H112V223H111ZM67 229V228H66ZM99 229V228H98ZM99 229V230H100ZM107 229V228H106ZM109 229H110V227H109ZM198 229V228H197ZM67 230H71V229H67ZM83 230V229H82ZM89 230H87V231H89ZM99 231L100 233L101 232H103V231ZM200 230V229H199ZM85 231V230H84ZM87 231H86V233H87ZM93 231V228H92V230L90 231V232H92ZM98 231V230H97ZM135 231V232H134ZM141 231V232H140ZM259 231H261V230H258V232ZM65 232H67V235L69 236V234L68 233H70V231H65ZM106 231H104L103 232V234L105 233ZM110 232V231H109ZM192 232V233H191ZM85 233V232H84ZM93 233V232H92ZM107 233V232H106ZM148 233H149V231H148ZM147 233V234H148ZM260 233V232H259ZM64 234V233H63ZM72 234H74V233H72ZM96 234H98V233H96ZM103 234H100V235H103ZM142 233H141V235H140V237H142V235H143ZM195 234V233H194ZM257 234V233H256ZM262 234V233H261ZM260 234V235H261ZM263 234H264V232H263ZM85 235V234H84ZM84 235H83V238L85 239V237H84ZM93 235H94V233H93ZM62 236V235H61ZM65 236V235H64ZM64 236H62V237H60V238H58V243H59V245H57L58 247H61V250L62 251H66V252H68L69 253V251L70 252H72V250H75L76 252H78V253H80V255H81V253H84V251L86 250H88L87 249V247L85 248L84 247V245L85 244H83V243H81L82 241H80V243H77V244H75V243H73L74 242V240H73V242H72V239L71 238H68V239H66ZM70 236H71V234H70ZM76 236V235H75ZM88 236V235H87ZM99 235H97V237H98ZM106 236V235H105ZM108 236V235H107ZM144 236H143V238H144ZM148 236H149V234H148ZM58 237V236H57ZM81 237V236H80ZM90 237V236H89ZM100 237V236H99ZM102 237V236H101ZM262 237V236H261ZM78 238V237H77ZM95 238V237H94ZM102 238H104V235H103V237ZM109 238V237H108ZM134 238V237H133ZM136 238V237H135ZM264 238V237H263ZM106 239V238H105ZM110 239V238H109ZM108 239V240H109ZM255 239V238H254ZM261 239V238H260ZM86 240V239H85ZM101 240H103V239H101ZM145 240V239H144ZM191 240V239H190ZM258 240V239H257ZM263 240V239H262ZM264 241V240H263ZM263 241H262V243H263ZM84 242V241H83ZM130 242V241H129ZM257 242V241H256ZM259 242V241H258ZM101 243V242H100ZM137 243V242H136ZM260 243V242H259ZM124 244V243H123ZM129 244V243H128ZM168 244V243H167ZM182 244V243H181ZM258 244V243H257ZM36 245H39L38 243L36 244ZM87 245V244H86ZM180 244H179V242H178V246H179ZM187 245V244H186ZM101 246V245H100ZM209 246V245H208ZM208 246H206V248H208ZM261 246H262V244L259 246V248H261ZM42 247V246H41ZM90 246L88 245V248H89ZM181 247V246H180ZM182 247H184V246H182ZM202 247H205V246H202ZM201 247V248H202ZM210 247V246H209ZM213 247V246H212ZM263 247V246H262ZM39 248H40V246H39ZM90 248H92V247H90ZM101 248H103L102 246L100 247V249ZM211 248V247H210ZM264 248V247H263ZM45 249V248H44ZM96 249V248H95ZM204 249V248H203ZM40 250V249H39ZM61 250H59V251H61ZM102 250V249H101ZM108 250V249H107ZM219 250V249H218ZM261 250V249H260ZM61 251V252H62ZM96 251V250H95ZM103 251V250H102ZM119 251V250H118ZM100 252V251H99ZM152 252V251H151ZM218 252V251H217ZM86 253V252H85ZM85 253L83 254V255H85ZM95 253H97V252H95ZM101 253V252H100ZM99 253V254H100ZM130 254H128L127 252H125L124 251V255L125 256H130L131 255V253L132 252H129ZM149 253V252H148ZM219 253V252H218ZM262 253H263V251H262ZM67 254V253H66ZM98 254V255H99ZM103 254V253H102ZM123 255V256H124ZM150 255V254H149ZM206 255H208V258H209V264H214L213 263V261L215 260V257L216 256H218V255H216V252H215V250H213V249H207L206 250ZM61 256V255H60ZM82 256V255H81ZM86 257H87V255H85ZM155 256V255H154ZM41 257V256H40ZM62 257H64V255L62 256ZM68 257H70V258H72L71 260H70V258H68ZM74 254L72 255V256H69V254H68V256L66 257V259L68 258V260L69 261H71L72 263L74 262ZM86 257H84V258H86ZM132 257H134V255H132ZM157 257V256H156ZM219 257V256H218ZM217 257V258H218ZM221 257V256H220ZM61 258V257H60ZM87 258H90L89 256L87 257ZM86 258V259H87ZM129 258V257H128ZM153 258V257H152ZM189 258V257H188ZM225 258V257H224ZM223 257H222V259H223V262L226 260V259H224ZM57 259H59V258H57ZM66 259L64 258V259H62V260H60V262L58 263V260H57V262L55 263V264H66ZM135 258H129V264H136L135 262H136V259L134 260ZM138 259V258H137ZM157 259V258H156ZM182 259V258H181ZM247 259V258H246ZM251 259V258H250ZM78 260H81V259H79V254H78ZM78 260H76V261H78ZM153 260H155V258L153 259ZM152 260V261H153ZM158 260H159V258H158ZM221 260V259H220ZM219 260V261H220ZM249 260V259H248ZM264 260V259H263ZM40 261H42V260H40ZM69 261L67 262V264L69 263ZM93 261V260H92ZM139 261V260H138ZM142 261V260H141ZM147 261V260H146ZM145 261V262H146ZM188 261V260H187ZM217 261V260H216ZM86 261H85V259H84V263H85ZM89 264H91V260H90V262L89 261H87ZM86 262V263H87ZM140 262V261H139ZM142 262H144V261H142ZM144 262V263H145ZM264 262V261H263ZM72 263H70V264H72ZM77 263V262H76ZM80 263H82L81 261H80ZM79 262L77 263V264H80ZM87 263V264H88ZM95 263V262H94ZM154 263H155V261H154ZM216 263V262H215ZM221 263H222V260H221ZM6 264V263H5ZM42 264H43V262H42ZM137 264H139V263H137ZM147 264V263H146ZM171 264V263H170ZM172 264H174V263H172ZM178 264V263H177ZM184 264H191L190 262H185ZM223 264V263H222ZM226 264V263H225ZM262 264V263H261ZM264 264V263H263Z\"/></svg>", "mask_w": 264, "mask_h": 264}]
</instances>
